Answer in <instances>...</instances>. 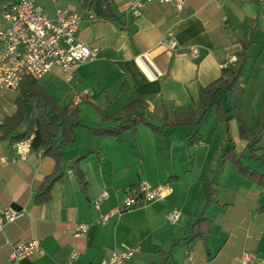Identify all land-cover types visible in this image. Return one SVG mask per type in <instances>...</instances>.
<instances>
[{"label":"crops","instance_id":"1","mask_svg":"<svg viewBox=\"0 0 264 264\" xmlns=\"http://www.w3.org/2000/svg\"><path fill=\"white\" fill-rule=\"evenodd\" d=\"M133 1L93 0L86 8L84 0H38L52 19L57 9L81 15L76 37L98 49L99 57L70 73L54 67L35 85L24 83L14 92L0 88V123L16 115L19 100L31 90L42 91L59 106L71 105L80 116L74 144L51 154L32 149L25 161L16 160L17 134L0 131V213L13 207L22 213L0 228V264H102L111 253L135 246L142 251L128 264H239L245 252L264 261V170L243 161L249 134L264 115V0H189L182 11L148 1L138 18L128 10ZM169 34L176 47L165 42ZM249 39L250 60L238 93L244 122H224L227 147L215 172L222 179L228 160L238 168H228L232 179L228 185L233 184L231 194L224 195L206 183L205 168L196 176V151L209 145L202 132L197 131L201 142L189 143L192 162L186 156L179 168L171 162L179 159L170 153L176 146L171 135L179 126L198 128L200 115L194 111L200 89L221 77L242 51V41ZM191 47L199 49L198 57L190 55ZM2 54L0 42V59ZM79 93L84 98L75 106L72 99ZM137 101L143 102L152 126L140 122L119 136L98 131L117 127L118 113ZM220 101L224 109L229 107L221 93L211 109L218 126ZM36 102L29 99L25 104L24 127L38 111ZM84 105L97 108L102 116L96 120L84 116ZM141 126H149L167 141L161 136L157 145L156 135L141 136ZM191 135L184 137L189 141ZM263 145L264 132L254 148L256 155ZM246 168L255 175H248ZM54 173L59 178L50 201L38 204L39 188ZM141 181L152 188L164 187V198L124 209L125 198ZM104 193L107 198L99 202ZM173 209L182 210L177 225L167 222ZM77 225L88 227L85 236H75ZM30 241H39L42 252L11 261L14 247Z\"/></svg>","mask_w":264,"mask_h":264},{"label":"built area","instance_id":"2","mask_svg":"<svg viewBox=\"0 0 264 264\" xmlns=\"http://www.w3.org/2000/svg\"><path fill=\"white\" fill-rule=\"evenodd\" d=\"M55 1V0H53ZM148 1L170 4L182 11L189 0H134L129 6V13L134 18L141 16V10ZM82 16L66 9H57L54 19L48 17L39 6L38 0H0V42L3 54L0 59V88L7 91H17L27 79L40 80L54 67L70 73L75 67L97 60L99 50L92 49L77 39L76 33ZM165 42L176 47L172 36ZM192 57H198L199 49H189ZM84 98L79 93L72 99V104L78 106ZM34 135L14 144L16 160L25 161L33 149ZM7 163L6 160H4ZM104 193L99 202L107 198ZM165 196V188H152L149 183L141 182L130 191L124 200V209L130 210L143 205L145 202L161 200ZM180 209H173L167 215L170 225H177L181 217ZM111 214L105 216L107 219ZM22 213L8 208L0 213V228L5 224L19 219ZM86 225H77L76 237L87 234ZM142 247L135 246L126 251L113 252L106 257L102 264H128L136 254L141 253ZM42 252L39 241L18 243L11 255L13 262ZM74 253L72 258H76ZM239 264H264V261L254 253L245 252L239 259Z\"/></svg>","mask_w":264,"mask_h":264},{"label":"trees","instance_id":"3","mask_svg":"<svg viewBox=\"0 0 264 264\" xmlns=\"http://www.w3.org/2000/svg\"><path fill=\"white\" fill-rule=\"evenodd\" d=\"M93 0H84V7L89 8L92 6ZM251 40L242 41V51L237 55L234 63L228 64L223 70L221 77L206 88H201L197 108L191 109L194 114L200 115L198 122H201L204 115L215 106L216 98L222 93L227 97L228 109H224L222 102L218 104L216 109L217 121L230 122L232 119H237L242 124L244 107L238 98L240 86L243 82L247 65L250 60L249 46ZM29 83L35 85L36 81L27 79L23 84ZM22 84V85H23ZM33 96V97H30ZM29 99H37L34 107L38 111L33 114L31 122L24 127L25 122V104ZM42 100V101H41ZM146 107L143 106L142 101H137L128 108L122 110L115 118L119 125L115 128H102L98 129L108 135L119 136L127 129H135L140 122H146L152 126L145 117ZM79 111L75 108L72 109L71 105L59 106L53 103L42 94V91L31 90L29 95L24 94L23 100H19L18 111L15 116L5 119L0 123V131L5 134H14L17 136L13 139L14 144L29 138L34 135L33 149L42 150L44 154H51L53 151H58L61 148L74 144V128L79 125ZM109 117H105V120ZM264 132V115L257 119L255 127L249 134V148L255 150L262 134ZM243 133V130H242ZM60 134L61 137L56 143L54 138ZM243 133L242 136H244ZM202 136L198 133L191 135L190 145L194 146L196 143L202 141ZM239 163V160H236ZM246 173L249 172L246 168ZM248 175L254 176L255 173L249 172ZM58 173H54L44 180L39 188L36 202L38 204L47 203L51 199V189L53 184L58 180ZM133 188L132 190H134ZM131 190V191H132Z\"/></svg>","mask_w":264,"mask_h":264},{"label":"rangeland","instance_id":"4","mask_svg":"<svg viewBox=\"0 0 264 264\" xmlns=\"http://www.w3.org/2000/svg\"><path fill=\"white\" fill-rule=\"evenodd\" d=\"M83 110H84V116L88 115L93 120L95 118H98L99 116L100 117L102 116L101 112H99L97 108L95 109V107H90V106L87 107V105H84ZM213 112H212V110L208 111L207 114H205V116L203 117L204 119H201L202 121L198 125V128L194 127L193 131H192L191 127L179 126L178 129L176 130L177 132H175L171 135L172 141H174L176 146H174L175 148L173 147L170 149V151H171L170 153H171V155H174V156L176 155L179 157L178 160H171V162H174L178 168L182 164V162H181L182 158H184L186 156L189 157V160H187V161L189 163L192 162V156L189 155L192 153V150H190L192 147L189 145L190 140L188 141L187 138H185L184 136H186V134H189V133L196 134L197 131L202 132L204 140L207 141L209 143V145L207 148H201V149L196 151V160L194 161L195 165H196V176H197V174H203L202 172L204 171V168H205V171H204L205 175L204 176L205 177L208 176V179H209L206 183H211L213 188H218V189L222 190V194L229 195V194H231L229 187L233 183L231 182L232 179L229 176L230 172H229L228 168H232L235 171H238V168L232 160H228V161H226L227 165L225 167V169H226L225 176L221 179V177H217V175L215 173L216 170H219V167H221V163L224 160V157H222V155H223V152H225V148L227 147V143L225 142V138L227 135V132H226L227 123L220 122L219 126L216 125V123L214 121V116H213L214 113ZM160 115H162V114H160ZM179 116H181V115H179ZM170 120H171V117H170ZM152 121L155 124H162L161 123L162 121L160 119L152 118ZM139 129L141 131V136L145 137V135H148V137H150L149 139H152L151 138L152 134L156 135V137H158L156 140L157 141L156 144L159 145V141H160L159 138H162L161 136H163V135L156 134L149 126H145V127L141 126ZM182 137L185 138L184 139L185 142H183L181 140ZM167 139H168V137H165V136H163V138H162V140L164 142H166ZM186 145H187V148H186ZM263 147H264V145H263ZM221 148H223V149H221ZM248 151L249 152H247V155H246L247 157L243 159L245 164H248L253 168H257L260 171L264 170V156H263L264 150L261 151L260 153H258V155H256L255 151L250 149V148ZM158 158H159V161L160 160L162 161V157L160 155L158 156ZM212 170H214V171H212ZM260 178H261V176H260ZM260 178H258L257 180H260ZM228 180H231L230 185H228V183H229ZM141 182L148 183L147 181H141ZM206 202H207V200L205 201V204H206ZM181 212H182V210H181Z\"/></svg>","mask_w":264,"mask_h":264},{"label":"water","instance_id":"5","mask_svg":"<svg viewBox=\"0 0 264 264\" xmlns=\"http://www.w3.org/2000/svg\"><path fill=\"white\" fill-rule=\"evenodd\" d=\"M14 206H16V205H14ZM14 208V207H13Z\"/></svg>","mask_w":264,"mask_h":264}]
</instances>
